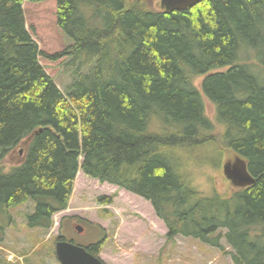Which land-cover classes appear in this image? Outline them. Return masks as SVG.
I'll return each instance as SVG.
<instances>
[{
  "label": "trees",
  "instance_id": "trees-1",
  "mask_svg": "<svg viewBox=\"0 0 264 264\" xmlns=\"http://www.w3.org/2000/svg\"><path fill=\"white\" fill-rule=\"evenodd\" d=\"M22 1L0 0V169L10 147L42 129L24 161L0 173V208L32 200L28 226L49 228L80 168L150 201L167 239L191 236L223 250L224 238L234 264H264V82L236 60L213 72L240 43L264 52V0H203L171 11L153 0H56V23L71 43L54 53L32 39ZM65 54L76 67L62 92L38 56L54 62ZM202 74L197 88L192 78ZM148 117L154 130L145 134ZM168 117L182 125L157 123ZM231 153L255 182L204 194L193 181L198 169H219ZM0 264L9 263L0 255Z\"/></svg>",
  "mask_w": 264,
  "mask_h": 264
},
{
  "label": "rangeland",
  "instance_id": "rangeland-1",
  "mask_svg": "<svg viewBox=\"0 0 264 264\" xmlns=\"http://www.w3.org/2000/svg\"><path fill=\"white\" fill-rule=\"evenodd\" d=\"M153 2H156L154 7L157 8L158 0ZM23 6L26 28L39 49L55 52L71 43L56 23L55 0L25 2ZM68 59L49 62L41 58V63L62 90L67 89L74 77ZM206 110L213 118V107L208 102ZM219 128L217 126L214 132H218ZM23 156L15 150L5 164H17ZM199 170L193 181L204 194L210 195L215 183L218 190L225 191L219 185L221 174L218 177L217 170L209 166H202ZM210 172L215 175V183L213 176L206 175ZM103 195L111 202H99L98 197ZM33 205V201L29 200L17 207L0 208V255L9 264H59L53 254V241L59 233L63 232L67 238L72 236L80 245L93 243L100 237L96 228L93 225L88 227L86 222L98 223L104 229L106 238L100 257L107 264H233L229 256L197 238L178 235L173 240H166L165 226L152 212L148 201L116 185L100 183L81 171L75 179L67 209L57 213L61 221L55 228L39 230L28 226L24 213L32 211ZM77 217L81 219L77 220ZM62 221L63 227L60 228ZM76 224L86 227L85 231L76 234ZM221 243L225 245L223 239Z\"/></svg>",
  "mask_w": 264,
  "mask_h": 264
},
{
  "label": "bare ground",
  "instance_id": "bare-ground-1",
  "mask_svg": "<svg viewBox=\"0 0 264 264\" xmlns=\"http://www.w3.org/2000/svg\"><path fill=\"white\" fill-rule=\"evenodd\" d=\"M25 2H28L27 0H23L22 3H20V9H22L23 11V15H24V19H25V27H26V16H25V9L23 4ZM35 3H42V2H35ZM55 10H56V3H55ZM56 17V16H55ZM248 47H253V46H249L243 43H240L236 46L235 51H234V58L231 61L230 64L224 65V66H218V67H213L215 68L213 70V72H220L223 71L225 69H228L230 67V65H234V62L236 60V64L239 65H245L248 66L247 70L248 71H253L255 74V77L257 80L263 81L264 82V52L262 50V46L258 44V46H254L255 48H248ZM191 48H194L193 45H191ZM65 48H63L61 51H63ZM69 57V59H68ZM61 58H66L69 60V64L71 65V67L75 70V64L72 62L71 56L69 54H65L63 57ZM38 64H40L41 66H43V64L41 62H38ZM44 67V66H43ZM83 72V71H82ZM205 77L204 74L202 75H198L195 76L193 79V83L194 85L198 88L199 87V82ZM87 81V80H86ZM59 89V88H58ZM60 91H62L60 89ZM63 92V91H62ZM207 102V101H206ZM214 112V111H213ZM207 116L210 118L211 116H209L208 112H207ZM153 117V116H152ZM152 117H148L145 122H144V126H143V130L145 134L149 133V129H153L154 130V122L152 121ZM154 117H157V115H154ZM212 121L214 120L213 118H210ZM158 124H162V125H166V127H175L178 125H182L181 123L177 122L176 120H174L172 117H168V118H164V120H162L161 122H157ZM78 125V124H77ZM159 125V126H160ZM161 125V126H162ZM51 128V127H50ZM78 128V126L76 127V129ZM41 126H37L34 129H32L28 135H26L25 137L21 138L16 144H14L12 147H10L8 149V151L6 152V154L4 155L2 161L4 163H6V159L9 157L10 154H12L13 151L17 150L18 154H22L23 159L18 162L17 164H12V165H6L8 168L6 170L0 169V173L3 175H7L10 171L9 167H13L16 165H20L24 159L25 156L27 155L31 144L33 143V139L35 137V135L37 133H39L41 131ZM78 133H81L80 130H78ZM170 149H167L166 151L168 153H170ZM189 167V165H188Z\"/></svg>",
  "mask_w": 264,
  "mask_h": 264
},
{
  "label": "water",
  "instance_id": "water-1",
  "mask_svg": "<svg viewBox=\"0 0 264 264\" xmlns=\"http://www.w3.org/2000/svg\"><path fill=\"white\" fill-rule=\"evenodd\" d=\"M200 1L203 0H160V6L167 10H182ZM222 168L223 174L232 181L235 187H243L254 182V178L248 173L246 163L241 157L235 156L232 166L230 162H225ZM56 253L63 264H103L96 257L88 254L84 248L66 241L56 243Z\"/></svg>",
  "mask_w": 264,
  "mask_h": 264
}]
</instances>
